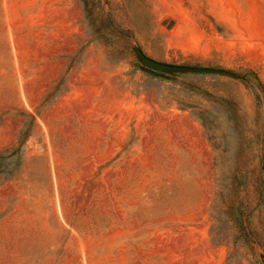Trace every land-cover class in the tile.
<instances>
[{
	"label": "rangeland",
	"instance_id": "1",
	"mask_svg": "<svg viewBox=\"0 0 264 264\" xmlns=\"http://www.w3.org/2000/svg\"><path fill=\"white\" fill-rule=\"evenodd\" d=\"M79 1L0 23V264H264V0Z\"/></svg>",
	"mask_w": 264,
	"mask_h": 264
},
{
	"label": "crops",
	"instance_id": "2",
	"mask_svg": "<svg viewBox=\"0 0 264 264\" xmlns=\"http://www.w3.org/2000/svg\"><path fill=\"white\" fill-rule=\"evenodd\" d=\"M83 16L79 0H0L4 29L68 31L79 27Z\"/></svg>",
	"mask_w": 264,
	"mask_h": 264
}]
</instances>
